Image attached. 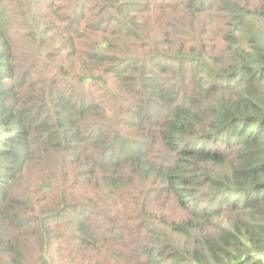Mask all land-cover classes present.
<instances>
[{"label": "trees", "instance_id": "1", "mask_svg": "<svg viewBox=\"0 0 264 264\" xmlns=\"http://www.w3.org/2000/svg\"><path fill=\"white\" fill-rule=\"evenodd\" d=\"M0 264H264V0H0Z\"/></svg>", "mask_w": 264, "mask_h": 264}, {"label": "rangeland", "instance_id": "2", "mask_svg": "<svg viewBox=\"0 0 264 264\" xmlns=\"http://www.w3.org/2000/svg\"><path fill=\"white\" fill-rule=\"evenodd\" d=\"M170 30V27H168V31ZM213 43H210L209 45H212ZM215 225H219V223L218 222H216V224Z\"/></svg>", "mask_w": 264, "mask_h": 264}]
</instances>
